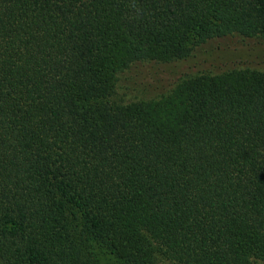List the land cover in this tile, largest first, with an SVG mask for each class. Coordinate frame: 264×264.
<instances>
[{
	"label": "trees",
	"instance_id": "trees-1",
	"mask_svg": "<svg viewBox=\"0 0 264 264\" xmlns=\"http://www.w3.org/2000/svg\"><path fill=\"white\" fill-rule=\"evenodd\" d=\"M232 35L264 0H0V264H264V68L153 77Z\"/></svg>",
	"mask_w": 264,
	"mask_h": 264
},
{
	"label": "rangeland",
	"instance_id": "rangeland-1",
	"mask_svg": "<svg viewBox=\"0 0 264 264\" xmlns=\"http://www.w3.org/2000/svg\"><path fill=\"white\" fill-rule=\"evenodd\" d=\"M259 54V55H258ZM196 64H173L164 66L154 73L156 84L164 90L171 88L181 77L201 70L221 71L232 67L264 68V40L259 38H243L239 35L227 36L211 40L200 48ZM151 78V77H150ZM155 81L153 82L155 84ZM125 77L120 79L121 87L118 88V96L125 101L137 98V93L124 85ZM100 250L96 252L98 264H126L118 258L109 248L99 242ZM160 264H180L171 260L161 259ZM262 264V263H255Z\"/></svg>",
	"mask_w": 264,
	"mask_h": 264
}]
</instances>
